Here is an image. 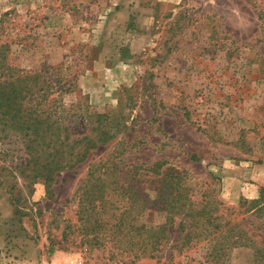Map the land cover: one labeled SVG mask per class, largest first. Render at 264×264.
Instances as JSON below:
<instances>
[{
	"label": "rangeland",
	"instance_id": "374dc122",
	"mask_svg": "<svg viewBox=\"0 0 264 264\" xmlns=\"http://www.w3.org/2000/svg\"><path fill=\"white\" fill-rule=\"evenodd\" d=\"M0 45L38 88L53 85L72 140L98 124L115 134L49 185L20 174V136H1L0 264H213V245L184 247L155 207L172 171L193 201L237 209L227 219L264 246V0H0ZM112 157L142 167L119 171L140 200L109 188L90 202L89 167ZM252 201L261 211L244 213ZM152 226L168 228L160 246ZM253 258L235 249L226 262Z\"/></svg>",
	"mask_w": 264,
	"mask_h": 264
},
{
	"label": "trees",
	"instance_id": "16d2710c",
	"mask_svg": "<svg viewBox=\"0 0 264 264\" xmlns=\"http://www.w3.org/2000/svg\"><path fill=\"white\" fill-rule=\"evenodd\" d=\"M8 49L7 45H0V138L2 140L1 136L8 132L20 136L25 143L27 156L25 164L19 168L20 174L26 176V179L29 178L32 184L43 181L45 185H49L59 173L87 162L90 152L108 145L115 139V134L99 132L101 127L98 124L94 129L95 137L86 136L72 140L70 129L63 124V119L69 112L64 113L62 108L54 106L59 98L52 97L53 85L38 88L37 74L30 75L7 62L5 54ZM77 119L75 117L74 121ZM84 120L85 118L82 121ZM163 166L164 162L156 163L148 171L154 178L160 177ZM126 167H132L136 171L142 168L126 163L117 164L113 157L106 160L102 158L91 164L84 188L91 186L101 193L90 202H105L103 193L109 188L126 190L140 200L139 189L136 188L140 183L138 176H133L134 180H138L133 184L130 182L126 185L120 179L119 171ZM166 177L161 181V187L153 202L166 215L167 223L179 221L178 230L186 238L184 247L193 241L213 245L209 255L213 264H227L229 251L250 249L254 255L252 264H264L262 243L255 241L254 235H250L242 225L227 219V214L229 216L230 212L232 216L238 212L237 209L231 210L216 199H212L210 205L193 201L192 189L183 185L186 179L184 171H172ZM88 205L86 200L84 207ZM250 205L256 211H261L260 202L252 201L246 205L244 213ZM149 230L154 234V246H160L167 239L168 228L152 226Z\"/></svg>",
	"mask_w": 264,
	"mask_h": 264
},
{
	"label": "crops",
	"instance_id": "0c3cea01",
	"mask_svg": "<svg viewBox=\"0 0 264 264\" xmlns=\"http://www.w3.org/2000/svg\"><path fill=\"white\" fill-rule=\"evenodd\" d=\"M246 195V194H245Z\"/></svg>",
	"mask_w": 264,
	"mask_h": 264
}]
</instances>
